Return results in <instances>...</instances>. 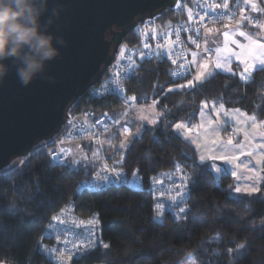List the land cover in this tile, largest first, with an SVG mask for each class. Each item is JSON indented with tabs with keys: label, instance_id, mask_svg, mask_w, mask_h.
<instances>
[{
	"label": "trees",
	"instance_id": "trees-1",
	"mask_svg": "<svg viewBox=\"0 0 264 264\" xmlns=\"http://www.w3.org/2000/svg\"><path fill=\"white\" fill-rule=\"evenodd\" d=\"M182 17V12L163 10L151 22L165 28V22L172 25ZM141 27L128 32L119 52L138 44ZM138 64L135 74L123 82L125 95L135 103L156 101L162 118L128 139L124 151L102 149L125 183L81 189L97 163L57 165L50 160V147H34L40 149L32 150L17 167L21 159H16L0 173V264H53L41 250L52 244L45 231L69 205L78 217L94 215L98 221L97 240L69 264H178L185 255L200 264H264V175L257 193L234 195L232 176L223 170L215 180L207 164L198 162L195 150L172 130L177 121L194 122L202 101L221 103L263 120L264 67L248 72L246 79L216 72L196 86L169 91L181 83L170 81L166 58L140 59ZM104 82L81 94L69 114L89 110L94 116L109 114L118 119L125 107L117 97L89 93ZM164 120L169 121L166 129ZM175 169L186 177V211L177 216L162 212L156 221L153 198L146 190L155 175ZM132 179L138 181L139 189L129 187ZM215 236L218 242H209ZM238 245L245 252L231 261Z\"/></svg>",
	"mask_w": 264,
	"mask_h": 264
},
{
	"label": "built area",
	"instance_id": "built-area-1",
	"mask_svg": "<svg viewBox=\"0 0 264 264\" xmlns=\"http://www.w3.org/2000/svg\"><path fill=\"white\" fill-rule=\"evenodd\" d=\"M170 10L176 14L182 12L183 17L162 31L157 29L154 22L143 23L138 31V44L118 51L104 77V85L89 90L91 95L112 94L117 97L125 107L120 117L116 119L109 114L94 116L89 110L68 114L60 132L42 146V148H51L49 157L54 164L66 165L69 162V151L66 148L69 143L93 140L99 144L101 136L109 133L127 116L136 103L125 95L123 82L135 74L139 67L138 60L164 57L170 64L169 79L171 82L188 84L191 81L193 86H196L194 80L203 55L209 58L214 56L212 51L204 49L206 32L226 27L249 34L259 25V18L256 15L243 10L242 0H236L232 6H228L227 0H176ZM145 44L149 47L146 48ZM164 50H168L167 56L163 54ZM189 51L195 54L194 65L191 62ZM173 60L175 63L172 62ZM105 164L108 165L107 170L104 167ZM112 169L116 170L115 173ZM111 182L125 183L121 171L101 150L98 163L91 176L80 185V188L95 189ZM146 191L153 198L156 221H159L158 216L162 212L177 216L180 208H185L187 186L186 177L181 169L155 175ZM176 196H178V204L165 203L166 199ZM72 210L73 206L69 205L55 215L46 228L45 236L52 244L41 246V250L53 264H69L71 260L80 258L91 248L87 246L89 240L94 242L97 240L98 225L97 223L89 224V221L96 220L95 216L81 218ZM89 231L93 235L89 236Z\"/></svg>",
	"mask_w": 264,
	"mask_h": 264
},
{
	"label": "water",
	"instance_id": "water-1",
	"mask_svg": "<svg viewBox=\"0 0 264 264\" xmlns=\"http://www.w3.org/2000/svg\"><path fill=\"white\" fill-rule=\"evenodd\" d=\"M175 3L62 0L61 19L52 30L66 46L48 64L47 75L54 80L38 77L22 87L12 72L0 85V173L52 140L79 96L104 79L128 32L153 21L158 12L170 10Z\"/></svg>",
	"mask_w": 264,
	"mask_h": 264
},
{
	"label": "rangeland",
	"instance_id": "rangeland-1",
	"mask_svg": "<svg viewBox=\"0 0 264 264\" xmlns=\"http://www.w3.org/2000/svg\"><path fill=\"white\" fill-rule=\"evenodd\" d=\"M243 9L252 10L253 5L260 13L259 28L255 35L264 37V0H243ZM165 28L170 24L165 22ZM159 31L164 28L157 26ZM214 43V44H213ZM210 49L215 51V41L210 42ZM206 49V43L204 44ZM163 54L168 55V50H164ZM192 62L194 54H190ZM207 62V73L205 79L211 77L216 72L236 74L240 77L247 75L244 68L241 71L233 69L231 63L225 61H218L223 68H216L217 61L203 55L198 72L201 66ZM231 68L228 72L224 69ZM197 76V75H196ZM204 79V80H205ZM194 84H198L195 77ZM180 85L188 88L187 83H181L169 87V89H179ZM221 103H212L209 101H202L195 113L196 120L190 124L186 121H177L173 124L172 130L186 143H188L196 152L197 160L201 164H207L213 178L218 179L221 172L225 170L234 179V195H251L260 190V185L264 175V119L259 120L253 115H247L239 109L226 108L220 109ZM147 117V119H142ZM162 118V112L157 107L156 101H141L136 103L129 111L128 116L123 118L122 122L116 126L112 133H107L101 136L99 144L93 140L82 142H72L66 145L69 151V163L74 164L79 161L85 165H92L98 163L100 152L105 148H114L124 151L128 146V139L140 135L144 126H154L158 119ZM151 121H155L154 123ZM169 121H163L162 127L167 128ZM177 124H184L185 128L177 129ZM126 126L127 129L124 128ZM130 127L133 128L132 132ZM119 135L117 140L115 135ZM117 142V144H116ZM201 156L205 159L201 160ZM26 159V158H25ZM24 159L17 162L16 166L20 165ZM132 189H139V183L132 179L128 182ZM240 191L237 192L236 189ZM252 188H257L258 191H251ZM169 199V198H168ZM165 200L166 201L168 200ZM171 200V199H170ZM168 201L171 203V201ZM169 204V203H167ZM209 242L217 243L218 238L212 237ZM245 252L243 245H238L233 252H231V261L236 260ZM178 264H200L191 255L183 256Z\"/></svg>",
	"mask_w": 264,
	"mask_h": 264
},
{
	"label": "clouds",
	"instance_id": "clouds-1",
	"mask_svg": "<svg viewBox=\"0 0 264 264\" xmlns=\"http://www.w3.org/2000/svg\"><path fill=\"white\" fill-rule=\"evenodd\" d=\"M62 11V0H0V85L12 72L22 87L54 80L47 67L66 46L52 30Z\"/></svg>",
	"mask_w": 264,
	"mask_h": 264
},
{
	"label": "crops",
	"instance_id": "crops-1",
	"mask_svg": "<svg viewBox=\"0 0 264 264\" xmlns=\"http://www.w3.org/2000/svg\"><path fill=\"white\" fill-rule=\"evenodd\" d=\"M235 1L236 0H227L228 6L234 5ZM243 4L244 1L242 0V8H243ZM245 11L251 12L257 17L260 13L256 8H254V6L252 10L245 9ZM258 28L259 25L253 28L250 31V33L246 34L245 36L239 35L240 32L237 30L226 27H219L216 28L215 30L208 31L204 36V43H206V48H207L206 50L213 51L210 49L209 46H210V42L215 41V51L213 52L214 53L213 59H215V61L218 62L223 60L225 62L231 63V65L235 64V66L239 67V71H241L242 67H245V63H242V61H246L248 64L253 65V67L250 68L249 70L262 68L264 67V64H260L259 61L261 59H264V48L256 47L251 43L252 40H255L258 41L260 44H264V37H258L257 35L254 34V32H256ZM225 32H227L230 37L227 40L224 35ZM248 37H250L251 40L248 39ZM232 40H235L236 43H232ZM191 52L192 51H189V55L191 54ZM192 53L194 54V52ZM193 61H195V54ZM192 63L194 65V62ZM242 78L246 79L247 75H243ZM124 128L127 129L126 126H124ZM170 199H168L166 203L178 204L177 202L178 196ZM169 200L171 201V203L168 202Z\"/></svg>",
	"mask_w": 264,
	"mask_h": 264
},
{
	"label": "snow or ice",
	"instance_id": "snow-or-ice-1",
	"mask_svg": "<svg viewBox=\"0 0 264 264\" xmlns=\"http://www.w3.org/2000/svg\"><path fill=\"white\" fill-rule=\"evenodd\" d=\"M225 6H226V5H225ZM253 6H255V5H253ZM190 15H191V13H190ZM224 35H225L226 40L230 38V37H229V34H228L227 32H225ZM239 35H241V36H245L246 34H245L244 32H240ZM248 39L251 40L250 37H248ZM193 42L195 43V41H193ZM232 43H236V41H235V40H232ZM251 43H252L254 46H256V47L264 48V44H260L258 41L252 40ZM144 46H145L146 48L149 47L148 44H145ZM218 51H219V49H218ZM172 62L175 63V60H173ZM259 62H260V64H264V59H261ZM242 63H245V68H244V72H245V73H248V72H249V69L253 67V65L248 64L246 61H242ZM215 67L219 69V68H223L224 66H223L222 64H220L219 62H217L216 65H215ZM207 68H208V63L205 62V63L201 66V70L197 73L196 79H197L198 81H201V82H202V81L206 78V77H205V74L207 73ZM224 70H225V71H228V72H231V71H232L231 68H226V69H224ZM207 75L210 76L211 73H207ZM187 86H188V87H192V86H193L192 82L189 81ZM180 87H184V85H180ZM169 91H172V89H169ZM132 99L135 100L136 97H132ZM219 107H220V109H223V108H224V105L221 104ZM142 119H147V117H142ZM251 119H252V120H255L256 118L253 116V117H251ZM151 122L154 123L155 121H151ZM176 128H177L178 130H179V129H183V128H185V125H184V124H177V125H176ZM200 158H201V160H204V159H205L204 156H201ZM117 163H119V161H117ZM104 167H105L106 170L108 169V165H107V164H105ZM112 171L115 173L116 170H115V169H112ZM117 175H118V173H117ZM104 179H107V177H104ZM236 191L239 192L240 189L237 188ZM251 191H258V189H257V188H252ZM157 207L159 208L160 205L158 204ZM185 211H186L185 208H180V212H181V213H184ZM97 222H98V221H96V220L94 219V220L89 221V224H91V225H95ZM91 235H93V233H92L91 231H89V236H91ZM93 243H94V241L89 240V243H88L87 246L90 248V247L92 246ZM105 247H107V245H105ZM69 258L71 259V257H69Z\"/></svg>",
	"mask_w": 264,
	"mask_h": 264
}]
</instances>
